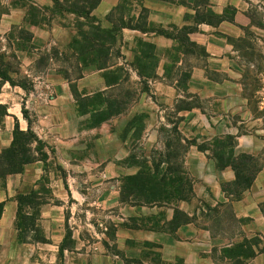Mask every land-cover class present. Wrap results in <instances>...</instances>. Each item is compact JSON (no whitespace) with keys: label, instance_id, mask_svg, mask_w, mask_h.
<instances>
[{"label":"rangeland","instance_id":"374dc122","mask_svg":"<svg viewBox=\"0 0 264 264\" xmlns=\"http://www.w3.org/2000/svg\"><path fill=\"white\" fill-rule=\"evenodd\" d=\"M117 1L81 17L71 13L81 0H0V67L13 80L0 78V154L17 123L38 139L25 169L35 174L13 198L18 242L42 244L31 264H254L264 236L235 209L247 191L232 200L224 188L235 180L226 165L243 156L264 187V4ZM182 5L183 26L149 20ZM221 17L240 37L200 28ZM136 26L147 37L125 38ZM84 33L115 38L109 63L95 62Z\"/></svg>","mask_w":264,"mask_h":264},{"label":"crops","instance_id":"0c3cea01","mask_svg":"<svg viewBox=\"0 0 264 264\" xmlns=\"http://www.w3.org/2000/svg\"><path fill=\"white\" fill-rule=\"evenodd\" d=\"M217 1H220L221 3L226 1V5H231L236 9H242L243 11L249 7V2L258 5L259 7L260 4H264V0H248V2H244L243 0H215L216 3ZM117 2V0H102L98 6V10H102L105 14L109 13L113 7L117 5ZM186 12L185 6L182 5L174 9V11L170 10L169 13L164 11V14H162L163 17H150L149 20L161 24L164 28H166V20H168L167 22L172 21L174 25L183 26L185 24L184 17ZM218 12L222 13V11ZM240 14L241 12H239L238 15ZM241 21L243 23H248L249 18L238 16L235 18V22L242 23ZM203 27L208 31L215 30L209 24H201L200 28ZM235 28L236 26L234 24L228 20H225L218 25L217 30L227 36H234L235 38H238L240 37V32H237ZM123 31L125 38L136 35L147 37L148 35L147 33H142L139 30L130 28H124ZM203 38H205L204 42L206 43L210 36L204 35ZM161 44L163 47L166 46L165 38L159 39L158 45ZM61 133L62 132H60V134ZM34 174L35 170L27 169L22 174L10 175L6 178V188L0 191V203H4L5 205L2 216L0 217V264H31V256L37 254L38 250L42 249V244L19 243L18 230L15 226L18 206L17 203L14 202L13 198L17 195L20 186L27 182H31L32 175ZM261 176L263 175H260V177H258L255 182L257 190L252 191V193L247 191L245 193L244 199L236 203L235 209L239 219H250L251 222L256 225L262 235L261 238L263 239L264 215L260 209V205L264 203V187L260 185ZM226 178L233 180V175L229 172H226ZM214 194L215 198L221 203L229 201V199L224 197L221 188L218 185L216 187L214 186ZM49 208H44V212L49 210ZM252 261L254 264H264V255L259 254Z\"/></svg>","mask_w":264,"mask_h":264},{"label":"trees","instance_id":"16d2710c","mask_svg":"<svg viewBox=\"0 0 264 264\" xmlns=\"http://www.w3.org/2000/svg\"><path fill=\"white\" fill-rule=\"evenodd\" d=\"M101 1L102 0H81L82 4H74L71 13L79 15L81 17H88L100 5ZM225 20L226 19L224 17H221L219 19H216V21L214 22L200 20V23L207 22L208 24L219 25ZM129 28L143 30L139 26ZM83 35V37L87 38L91 42V46H89V52L92 53V55L95 57V62L100 66L104 65V63H109V61L111 60V56H113V53L111 54L110 48L114 44L115 38H111L104 33L101 35H96V37H88L86 33H84ZM196 46L197 45L195 43L191 44L192 48H195ZM200 52L201 54L203 53L202 49ZM143 57H146V55L143 54ZM138 62L141 63L140 60H138ZM138 69V75L144 78L142 76L143 70L141 69V67ZM144 76L146 77V75ZM0 78L5 83H13L12 78L6 75L5 71L2 70L1 67ZM107 80L108 87L111 89L115 86H119L120 84V82H118L119 80L116 79L113 81L111 77H108ZM37 140L38 139L36 135L32 132L30 127L27 131H23L20 129V126L17 123L14 134V141L11 147L0 154V179H5L6 177L14 174H22L25 172V169L28 165L38 161L37 157L35 156V154L38 152V149L36 147H33L34 142H37ZM170 156L172 157L171 154L169 155V157ZM243 157L247 160L226 165V167H232L235 173V180L233 181V183H228V186L224 188L227 197L231 198L232 200H240L242 195L253 186L258 173L263 170L253 159L254 157ZM220 166L224 167L225 165L221 164ZM169 172H171V170ZM177 191L180 193L179 200H185V198H182L181 193L183 191V188L178 189ZM30 198L31 197L26 198L24 195H22L20 196V199L18 201H20L21 203L27 202V204L29 205L30 201L27 200ZM4 206V203H0V217L2 216V213L4 211ZM178 212L180 211H177L176 214ZM262 212L264 214V204L262 206ZM31 221L32 219L29 218V215L21 216L18 223V228L20 229V231L25 232L28 228H30V226L33 225ZM187 223H189L188 217L185 222H183V224ZM25 241L26 240H24L23 242ZM36 242H39L38 239H36ZM243 247L245 248L246 257L251 258L254 256V253L252 252V250H250L251 248L246 240Z\"/></svg>","mask_w":264,"mask_h":264}]
</instances>
